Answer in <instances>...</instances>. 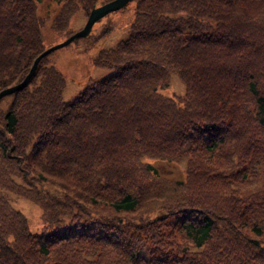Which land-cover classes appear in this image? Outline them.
I'll list each match as a JSON object with an SVG mask.
<instances>
[{
    "label": "trees",
    "instance_id": "obj_1",
    "mask_svg": "<svg viewBox=\"0 0 264 264\" xmlns=\"http://www.w3.org/2000/svg\"><path fill=\"white\" fill-rule=\"evenodd\" d=\"M67 1L71 12L91 0ZM135 1L128 36L92 57L109 74L66 101L64 73L45 55L0 98V264H264V195L220 197L212 182L247 180L264 157V0ZM39 8L0 0V89L57 42L44 32H73ZM79 38L86 50L96 42L93 29ZM173 73L181 93L166 91ZM246 89L255 98L243 109L232 99ZM150 158H186L207 202L143 210L138 171L162 173ZM12 185L40 207L35 224Z\"/></svg>",
    "mask_w": 264,
    "mask_h": 264
},
{
    "label": "rangeland",
    "instance_id": "obj_2",
    "mask_svg": "<svg viewBox=\"0 0 264 264\" xmlns=\"http://www.w3.org/2000/svg\"><path fill=\"white\" fill-rule=\"evenodd\" d=\"M92 1L93 0L86 5H84L83 2L77 4L78 1H72L74 8L73 11L69 12L70 7L67 0H40L39 9L44 16L45 22H52V24L57 22L59 28H65L67 25L69 29L68 32H70L76 31L84 25ZM10 2L11 0H9V3ZM135 2V0H131V2L129 1L125 6L107 13L95 22L93 32L96 36V42L90 49L86 50L90 40L79 38L56 48L46 55L48 56L46 64L50 66L53 64L64 73L66 85L64 87L63 96L66 101H71L79 91L83 90L90 78L98 80L111 72V67L95 64L93 62L94 58L92 59V57L96 55L100 49L111 48L113 46L116 47V44L121 39L128 36L131 20L134 15ZM242 8L243 6L238 4L233 7V11L241 10ZM235 18L237 19L236 16ZM108 19L112 21V26L114 27L109 33L108 31L105 32L104 23H102L106 22ZM100 25L102 27L101 30L98 28ZM6 26L7 23L2 24L1 29H6ZM45 27L47 26H44V28ZM44 33L45 35L43 38L51 41L57 40V42L68 36L60 35L57 31L53 32L51 30ZM44 33H41V35ZM47 33L49 35H46ZM57 35L59 38H56ZM46 64L45 67L40 70L41 72L48 70ZM184 86V82L179 75L173 73L170 77V87H167L166 91L169 94L173 93L174 90L181 93L184 90ZM262 89L264 90V87H262ZM235 96L236 97L233 98L232 101H235L236 104L243 109L247 107V103L250 100L255 98V95L247 89L245 91L241 90ZM234 155L235 158L239 156L237 153H234ZM247 158H249V156ZM150 160H152V162L155 161V159L152 158H150ZM157 162H162L158 168V170L162 172L159 176H155L152 171L145 172L141 169L138 171V175H140L139 179H145L146 203H144L143 210H157L155 206L160 204L161 200L163 206L180 200L181 198L207 202L204 199V190L198 183V176L195 175L189 179L187 177L186 158L181 161L160 160L153 163L156 164ZM254 163L258 174L247 180L229 183L219 180L218 178H213V188L218 190L220 197H223L225 193L234 194L235 192H242L245 196L259 197L258 200H260L264 195V157H258ZM8 175L12 177L11 174ZM14 180L21 181V176L16 177ZM12 189L8 190L9 196L19 197L16 203L17 206L26 212L30 222L35 224L38 220L37 213H40V207L35 203L36 201L22 196L14 185H12ZM209 204L216 207L219 205L215 199L209 201ZM231 208L233 207L226 209V211L231 210Z\"/></svg>",
    "mask_w": 264,
    "mask_h": 264
},
{
    "label": "water",
    "instance_id": "obj_3",
    "mask_svg": "<svg viewBox=\"0 0 264 264\" xmlns=\"http://www.w3.org/2000/svg\"><path fill=\"white\" fill-rule=\"evenodd\" d=\"M130 0H106L105 2H102L98 5H93L89 11V14L87 16V19L84 23V25L76 30L73 31L70 35H68L65 39L55 42L47 47H45L35 58L34 61L29 69V71L25 74V76L18 82L5 86L2 89H0V98L8 93L14 92L15 90H19L22 87H24L30 78V76L34 73V71L37 68L39 60L50 53L51 51L55 50L56 48L63 46L69 42H71L73 39L79 36H87L92 28L94 23L106 15L107 13L119 9L123 6H125Z\"/></svg>",
    "mask_w": 264,
    "mask_h": 264
}]
</instances>
